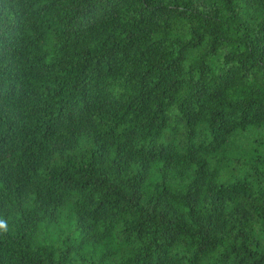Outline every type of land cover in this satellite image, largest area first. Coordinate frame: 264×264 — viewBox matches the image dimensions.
<instances>
[{
  "label": "trees",
  "instance_id": "trees-1",
  "mask_svg": "<svg viewBox=\"0 0 264 264\" xmlns=\"http://www.w3.org/2000/svg\"><path fill=\"white\" fill-rule=\"evenodd\" d=\"M262 149L264 0H0V264H264Z\"/></svg>",
  "mask_w": 264,
  "mask_h": 264
},
{
  "label": "clouds",
  "instance_id": "clouds-1",
  "mask_svg": "<svg viewBox=\"0 0 264 264\" xmlns=\"http://www.w3.org/2000/svg\"><path fill=\"white\" fill-rule=\"evenodd\" d=\"M187 38V27L185 26V37ZM207 39V38H206ZM219 55V54H218ZM254 83V81L252 80L251 76H248L244 81L243 84L240 85L239 87H237L235 90L230 89L229 90V97L233 100L236 99H243V97L240 95L241 89H246L247 85H252ZM257 87H259V85H256ZM262 152H264V149L261 150ZM154 167H159V164L157 163L156 165H154ZM134 167L132 169V171H134ZM129 175H131V172H129ZM153 180L158 179V177H156L155 175H153L152 177ZM186 182V181H185ZM173 187L175 188L176 185H173ZM181 190H182V186H181ZM149 191H151V189H149ZM79 198V194L75 191L71 192L66 198H65V207L63 208V211L67 210V207H70L72 202L77 200ZM96 197H94L95 199ZM206 207V206H205ZM231 209V205H228L226 208V211H230ZM180 211L182 212H187V209L183 208L182 206L180 207ZM201 214H204L203 212ZM125 219H131L132 217L130 216H125ZM185 220L188 222V224H192V221L190 219H188L187 216H185ZM99 227V226H98ZM121 227L120 223H117V227H116V232H114L113 237H111V242H112V246L113 247H124L127 248L129 247L128 245H120L118 243V241L116 240V234L119 232V228ZM193 227H195L193 225ZM256 227H258L256 225ZM61 231H59L56 235L51 236L50 240H45L44 243H53L56 247H63V245L60 243V240L63 239L64 235H66L69 231H71V226H65L63 223V218L61 220ZM8 230V225L4 222V221H0V231H6ZM255 235H257V238L260 239L262 242H264V233H254ZM57 236H59V239L57 238ZM75 238V236H74ZM180 239H183L186 243L188 238L186 236H182ZM36 242L39 243L40 241V236L37 235L36 238ZM226 246V245H225ZM131 247H138V245L133 242V244L131 245ZM88 249L86 248L85 251H87ZM224 249L221 247H217V250L215 252H212L210 254V258L209 257H205L204 259H202L201 264H212V261L219 255L220 252H222ZM99 251V249H98ZM191 251L192 249H188L186 251V246L185 244H181L179 240H177L176 244L173 245V247L169 250L170 254H174L179 252L182 255H187V256H191ZM127 255H131V252H128ZM184 264H187V261L184 262Z\"/></svg>",
  "mask_w": 264,
  "mask_h": 264
}]
</instances>
